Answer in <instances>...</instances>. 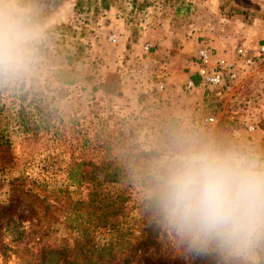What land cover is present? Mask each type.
I'll return each mask as SVG.
<instances>
[{"label":"rangeland","instance_id":"1","mask_svg":"<svg viewBox=\"0 0 264 264\" xmlns=\"http://www.w3.org/2000/svg\"><path fill=\"white\" fill-rule=\"evenodd\" d=\"M63 1L67 9L62 19L46 20L48 15L37 20L43 39L35 72L0 81V205L9 201V180L19 175L27 176L26 185L30 180L44 181L71 201L87 200L90 184H72L67 179L69 168L82 162L81 170L86 173L91 171L90 162L99 165L113 160L122 165L124 178L118 184H102L96 192L117 200L130 222L136 221L133 231L137 234L142 218L147 217L146 207L150 206L152 217L161 210L159 199L149 204L158 196L157 169L182 138L194 136L264 155V58L257 53L264 41L254 47L237 39L227 47L202 44L205 36L198 35L201 31L189 29L197 12L186 0ZM22 3L30 8L24 0ZM104 4L115 12L114 21L103 18ZM222 6L235 17L238 28L251 18L241 6ZM51 9L39 10L35 18ZM114 33L117 39L111 37ZM140 37L144 41L136 44ZM239 47L249 48L246 54L253 61L244 64L238 59L234 77L226 76L218 86L200 79L188 87L191 76L197 74L199 49L229 60ZM111 72L119 76L120 94L101 88ZM22 88L35 92L41 106L47 105L53 114L50 125L36 135L24 131L20 123L15 95ZM148 151L157 155H140ZM15 208V228L7 235L11 250L7 257L0 255V264H28V247L10 240L15 230H30L31 221L35 228L37 219L42 229L48 224L28 196L22 195ZM159 223L166 244L173 246V258L178 254L185 264H199L196 257L209 255L211 264H232L214 249L198 251L165 215ZM52 226L54 230L44 240L76 253L77 235L63 218ZM115 234V230L99 226L91 242L102 253L108 252ZM40 244L33 240L28 246L33 251ZM258 264H264V252L259 253Z\"/></svg>","mask_w":264,"mask_h":264},{"label":"clouds","instance_id":"2","mask_svg":"<svg viewBox=\"0 0 264 264\" xmlns=\"http://www.w3.org/2000/svg\"><path fill=\"white\" fill-rule=\"evenodd\" d=\"M41 26L22 0H0V81L35 72ZM161 211L198 251L258 264L264 252V155L186 137L156 173Z\"/></svg>","mask_w":264,"mask_h":264},{"label":"trees","instance_id":"3","mask_svg":"<svg viewBox=\"0 0 264 264\" xmlns=\"http://www.w3.org/2000/svg\"><path fill=\"white\" fill-rule=\"evenodd\" d=\"M29 4L30 9L36 14L41 9L52 8L46 15L36 18L39 20L50 15L55 11L53 4L61 3L63 0H24ZM58 4V5H59ZM57 5V6H58ZM56 6V7H57ZM104 9L108 8L104 4ZM194 85L200 81L197 74L191 76ZM23 87V86H22ZM101 88L106 93L120 94V79L116 72L107 75ZM36 93L30 89L20 90L15 95L19 101L18 115L24 131L33 135L38 134L39 130L50 125L52 111L47 105L41 106L39 99H36ZM31 96L30 98H28ZM36 109V113L32 112ZM39 113V115H38ZM37 115V118H33ZM46 115V116H45ZM144 157H155V151L141 152ZM82 162L75 167L69 168L67 179L72 184H81L86 181L90 184V198L87 200L71 201L63 194L46 185L44 181L30 180V185H26L27 176H16L9 180V201L0 205V255L7 257L11 250V244L7 240L8 232L15 228L14 212L17 203L22 195L28 196L42 211V217L48 224L44 229L37 222V228L32 226L30 230H15V236L11 242H17L22 246H27L26 251L31 255V261L28 264H185L176 254L173 258V246L167 245L165 241V231L159 221L163 218V212L157 209V215L152 217L150 206L145 213L146 218H142V227L137 234L134 233V223L130 222L124 208L118 204L114 197L100 196L96 189L102 184H118L123 178V168L121 164L113 160H106L99 165L90 162L91 171L82 172ZM41 186V188H37ZM48 188V189H47ZM38 189V190H37ZM45 190H48L47 192ZM158 196L152 197L150 205H154ZM126 208V206H125ZM63 218L64 223L70 228L78 238V249L76 253H71L67 246L56 247L47 243L44 238L48 237L54 230L53 224ZM99 226H107L116 231L109 245V251L102 253L92 244L94 230ZM35 240L40 244L38 248L32 251L29 243ZM27 248H25L26 250ZM209 255L196 257L199 264L209 263ZM232 264H236L235 259H231ZM237 264H243L239 261Z\"/></svg>","mask_w":264,"mask_h":264},{"label":"crops","instance_id":"4","mask_svg":"<svg viewBox=\"0 0 264 264\" xmlns=\"http://www.w3.org/2000/svg\"><path fill=\"white\" fill-rule=\"evenodd\" d=\"M186 1H191L196 7L197 19L194 25L190 26L189 29L192 31L194 28H197V30L201 31L198 35L205 36V40L202 44H214L216 47H227L229 43L232 44V42L237 39L242 42V44H251V46L254 47L256 44L264 41V0ZM65 2L66 1H63L46 20L62 19L67 9V4ZM224 3H226L228 7H230V5L243 7L247 12L249 11V13H251V18L243 26H239L238 28L234 24L237 23L235 17L225 13L226 8L222 6ZM104 13L103 18H112L114 21L113 18H115L116 15L112 8L106 9ZM61 14H63V16ZM107 24V27H109L110 23ZM111 37L117 39L115 33ZM143 41L142 37H140L136 44H140ZM248 49L245 52H249Z\"/></svg>","mask_w":264,"mask_h":264},{"label":"built area","instance_id":"5","mask_svg":"<svg viewBox=\"0 0 264 264\" xmlns=\"http://www.w3.org/2000/svg\"><path fill=\"white\" fill-rule=\"evenodd\" d=\"M258 56L264 58V43L257 48ZM198 66L196 73L204 84L218 86L224 82L226 76H235V66L238 59H241L244 64H250L253 60L247 56L242 47L237 48L233 59H225L218 56H213L212 51L201 48L197 53ZM188 87L193 86L191 80L187 83Z\"/></svg>","mask_w":264,"mask_h":264}]
</instances>
